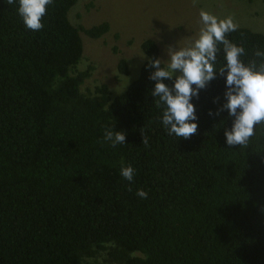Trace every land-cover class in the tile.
<instances>
[{"label": "trees", "instance_id": "16d2710c", "mask_svg": "<svg viewBox=\"0 0 264 264\" xmlns=\"http://www.w3.org/2000/svg\"><path fill=\"white\" fill-rule=\"evenodd\" d=\"M77 1L54 0L31 31L18 4L0 0V264H264V125L247 148L227 145L219 74L191 100L189 139L167 134L148 59L120 94L88 86L82 33L98 39L110 25L72 24ZM227 38L245 47V63L264 48V33L247 27ZM142 49L159 58L154 40ZM118 70L130 74L124 58ZM112 125L126 133L115 148L100 143Z\"/></svg>", "mask_w": 264, "mask_h": 264}, {"label": "clouds", "instance_id": "9594fccd", "mask_svg": "<svg viewBox=\"0 0 264 264\" xmlns=\"http://www.w3.org/2000/svg\"><path fill=\"white\" fill-rule=\"evenodd\" d=\"M54 0H6L8 5H16L26 29L40 31L44 28L42 18L47 6ZM195 2V0H194ZM201 27L198 36L184 47L167 48L168 59L166 66L161 65L160 58H147L148 67L152 69L149 79L155 81L151 95L155 98L154 104L162 108L161 122L168 135L177 138L189 139L197 132L198 120L195 106L191 102L193 97H199V91L205 89L216 79L217 74L225 77L226 103L217 110H227L233 118L231 129L225 130L227 145L247 148L250 140L256 135V126L264 125V48H256L253 58L247 63L241 59L247 55L245 47L233 43L228 34L239 28L233 15L223 18L200 10ZM223 46L226 63L217 68L218 54ZM179 72V75L176 73ZM164 80L173 81L169 87ZM195 85V87H193ZM218 99V98H217ZM215 102V101H214ZM209 111V115H213ZM142 145L149 146L148 136L144 129ZM126 133L114 131V125L105 127L100 143H108L115 148L125 144ZM120 174L131 182L135 176V169L129 164L120 162ZM131 190V189H129ZM137 196L147 199L148 193L143 189L137 190Z\"/></svg>", "mask_w": 264, "mask_h": 264}, {"label": "rangeland", "instance_id": "374dc122", "mask_svg": "<svg viewBox=\"0 0 264 264\" xmlns=\"http://www.w3.org/2000/svg\"><path fill=\"white\" fill-rule=\"evenodd\" d=\"M201 9L220 18L233 15L239 26L264 33V0H78L69 13L72 24L110 25L98 39L82 33L80 68H94L87 85L106 83L112 96L125 91L146 61L142 43L148 39L157 43L166 66L169 46H188L198 36ZM120 58L129 63L130 74L119 72Z\"/></svg>", "mask_w": 264, "mask_h": 264}]
</instances>
